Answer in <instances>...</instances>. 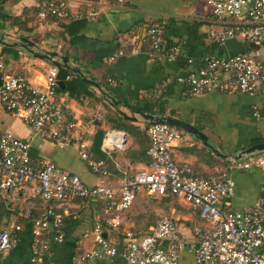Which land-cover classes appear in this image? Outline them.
Returning a JSON list of instances; mask_svg holds the SVG:
<instances>
[{
  "label": "crops",
  "instance_id": "crops-1",
  "mask_svg": "<svg viewBox=\"0 0 264 264\" xmlns=\"http://www.w3.org/2000/svg\"><path fill=\"white\" fill-rule=\"evenodd\" d=\"M67 2L71 13L85 16L88 12L79 0ZM39 3L40 0H0V38L4 43L0 44V62L5 65L6 72L25 79L34 87L43 88L46 71L52 63L39 55L55 53L59 58L52 60L58 62L67 57L69 67L78 70L79 74L70 72L71 79L59 86L58 97L69 113V120L76 125V135L89 142L96 159H108L102 146L110 130L124 132L127 144L124 150L111 152L119 167L108 160L110 175L99 177L78 158L76 147H59L34 136L22 120L7 112L0 103V135L9 134L30 141V158L35 168L49 162L78 175L86 186L106 185L117 189L123 170L134 171L146 166L131 161L129 157L130 152H147L148 136L139 127H146L149 122L142 116L159 117L155 115L158 109H153L154 115H142L132 112L131 107H143L156 100L152 98L154 92L172 82L174 85L162 116L185 121L200 134L183 131L182 141L172 150L177 165L187 164L197 175H208L217 169H227L230 157L237 158L251 146L264 143V96L211 93L191 97L185 94L181 84L176 83L178 78L197 70L194 60L198 57L214 55L227 58L250 47V42L239 38L228 40L222 46L216 45L208 37V31L214 26V17L205 4L198 0H127L124 9L103 8L91 21L67 19L60 23L38 20L36 7ZM14 18L19 19L15 22ZM159 22H165L164 39L167 44L178 40L184 42L182 55L174 62L151 59L147 54V30ZM20 38H27L33 46L29 49L21 46ZM3 47L15 48L18 58L3 53ZM136 50L140 52L136 54ZM114 54L117 57L110 62ZM188 59L193 62L188 63ZM106 100H112L115 107ZM106 114L137 128L144 137L111 127L104 120ZM229 175L235 182L229 209L240 210L252 205L260 194L264 172L229 171ZM168 198L140 193L130 210L121 215L120 230L147 232L159 217H166L173 220L180 232L192 242L191 229L201 223L198 213L175 198ZM51 205L64 218L65 242L52 248L50 259L32 261L29 251L31 237L27 229L30 221L20 214L30 211L31 220L40 217L43 209L39 198L19 192L15 198L2 203L0 228L19 225L22 231L18 233V242L13 249L0 254V264H77L73 256L98 249L91 238L85 239L83 235L93 228L102 214L105 205L100 200L75 199ZM103 231L104 237L117 248L118 253L113 259L103 257L87 264H121L125 247L122 234L106 226ZM190 261L191 254L186 251L182 264Z\"/></svg>",
  "mask_w": 264,
  "mask_h": 264
},
{
  "label": "built area",
  "instance_id": "built-area-1",
  "mask_svg": "<svg viewBox=\"0 0 264 264\" xmlns=\"http://www.w3.org/2000/svg\"><path fill=\"white\" fill-rule=\"evenodd\" d=\"M126 1L79 0L88 9L83 16L71 13L67 0H40L36 17L42 22L91 21L103 8L124 9ZM203 1L214 17V26L208 31V37L216 45L222 46L228 40L239 38L264 46V0ZM165 28V22L149 27L145 37L147 54L151 59L174 62L181 57L184 42L178 40L167 44ZM139 52L135 51L136 54ZM116 57L114 54L109 61ZM199 64L196 71L176 80L188 96L211 93L264 96V58L251 47L227 58L206 55ZM58 76L59 68L50 65L44 87L37 88L21 77L9 75L0 62V103L7 112L22 120L34 136L59 147H76L78 158L90 171L107 178L110 175L108 160L119 167L111 152L126 148L127 135L108 131L102 146L108 159H95L89 142L76 135V125L69 120V113L58 97ZM70 79L67 76L65 81ZM161 90L162 87L154 92L155 98ZM254 116L257 117L258 113L255 112ZM139 128L148 136L149 163L142 169L123 170L117 189L106 185L86 186L78 175L49 162L35 168L30 158V141L9 134L0 135V206L24 192L38 197L43 209V214L32 220L30 211L20 214L31 225V260L50 259L52 248L65 242L64 218L51 204L85 199L103 200L105 206L93 228L83 235L85 239H93L98 249L73 256L77 264H87L103 257L113 259L117 255V248L103 235L104 226L123 236L125 247L121 264H182L186 251L191 254L189 264H264V183L252 205L240 210L229 209L235 190L229 171L264 172V151L249 155L244 161L232 156L228 159L227 169L197 175L189 165H177L174 161L172 150L184 136L181 129L154 122ZM142 192L152 197H164L170 193L197 212L201 223L191 229L193 241H189L176 223L166 217L158 218L147 232L120 230L121 215L130 210ZM21 231L19 225L0 228V254L13 249Z\"/></svg>",
  "mask_w": 264,
  "mask_h": 264
},
{
  "label": "trees",
  "instance_id": "trees-1",
  "mask_svg": "<svg viewBox=\"0 0 264 264\" xmlns=\"http://www.w3.org/2000/svg\"><path fill=\"white\" fill-rule=\"evenodd\" d=\"M18 19L19 18H14V21L16 22V21H18ZM3 53L11 54L14 59H17L18 58V54L15 51V48H12V47H3ZM203 57L204 56H201V57H198L197 59L194 60V62L198 66L197 69L200 66L199 60L202 59ZM70 72L71 71H68L66 69H59V76H58L59 81L60 82H64L67 76H71V73ZM173 85L174 84L172 82L169 85L165 86V88H163L159 92V95H158L157 98H155V96L152 95L153 96L152 98H154L156 100H152L150 102H147L146 104H144L143 107H136V108L131 107V111L134 112V113L142 114V115L143 114H145V115H154L153 109H158L159 112L158 113H155V115L161 117L165 113V105L167 103V97H168L169 93L171 92V89H172ZM107 89H109V88H107ZM106 101H108V100H106ZM108 103H110V105H112V106L115 107V103H113L112 100L108 101ZM104 117H105L104 120L111 127L116 128V129H120V130L123 129L124 131L128 132L129 134L131 133V135L132 134H135L138 137H141V138L144 137L143 136L144 135L143 133L138 132L136 130L137 128H135L133 126L125 125L124 123L121 122L120 118H116L115 116H109L108 114H106ZM124 119L125 120H128L126 117ZM259 142L260 141H257L256 143H259ZM146 153L147 152H144L142 150L137 151V152H130L129 157H130L131 161L140 162V163H144L145 165H147L149 163V158H148V156H147ZM164 197H169V198L172 197V198H174L170 193H168ZM100 201L103 203V205L105 204V202L103 200H100ZM30 226L31 225H29V224L27 225V229H29L28 230L29 232H30Z\"/></svg>",
  "mask_w": 264,
  "mask_h": 264
},
{
  "label": "water",
  "instance_id": "water-1",
  "mask_svg": "<svg viewBox=\"0 0 264 264\" xmlns=\"http://www.w3.org/2000/svg\"><path fill=\"white\" fill-rule=\"evenodd\" d=\"M20 42H21V46L28 48L30 46H33V43H31L27 38H20ZM0 44H4L2 43V38H0ZM17 44H14V46ZM42 59H47L49 60L52 65L58 67L59 69H66L68 71H71L74 74H79L78 70H73L69 67L68 65V58L67 57H63L61 58V62L58 61H53L52 58L54 57H58L59 56L57 54H45L43 56H40ZM59 86H63V82H59ZM145 120H147L148 122H154V123H166L168 125H171L173 127L182 129V131H185L186 133H190L193 135H199L198 130L190 125L189 123L179 120L175 117H171V116H162V117H151V116H142ZM264 151V143H260V144H255L253 146H251L250 148H248L247 150H244L243 152L239 153V155L237 156L238 159H240L241 157L245 156V155H251L255 152H263Z\"/></svg>",
  "mask_w": 264,
  "mask_h": 264
},
{
  "label": "rangeland",
  "instance_id": "rangeland-1",
  "mask_svg": "<svg viewBox=\"0 0 264 264\" xmlns=\"http://www.w3.org/2000/svg\"><path fill=\"white\" fill-rule=\"evenodd\" d=\"M198 2L205 4L203 0H198ZM249 44H250L251 48L258 51L261 54V56L264 58V46L263 45H259V44H255V43H249ZM247 157H248L247 155L243 156V159L241 161H244ZM91 240L93 241V239H91Z\"/></svg>",
  "mask_w": 264,
  "mask_h": 264
}]
</instances>
